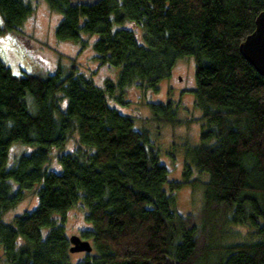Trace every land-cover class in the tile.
Returning a JSON list of instances; mask_svg holds the SVG:
<instances>
[{
  "label": "trees",
  "instance_id": "trees-1",
  "mask_svg": "<svg viewBox=\"0 0 264 264\" xmlns=\"http://www.w3.org/2000/svg\"><path fill=\"white\" fill-rule=\"evenodd\" d=\"M44 1L60 15L57 40L90 47L118 74L97 86L71 59L68 69L14 77L0 59V217L27 191L36 198L0 220V264H70L65 213L77 206L86 210L77 236L91 250L75 264H264V79L239 52L264 0ZM32 11L29 0H0V34L24 38ZM183 57L194 65L201 129L195 169L185 166L179 182L119 106L128 89L156 92ZM148 105L156 121L176 123L170 101ZM13 144L31 148L11 161ZM194 171L208 179L199 210L184 215L175 192L194 184ZM226 225L248 227L254 240L215 245Z\"/></svg>",
  "mask_w": 264,
  "mask_h": 264
},
{
  "label": "rangeland",
  "instance_id": "rangeland-1",
  "mask_svg": "<svg viewBox=\"0 0 264 264\" xmlns=\"http://www.w3.org/2000/svg\"><path fill=\"white\" fill-rule=\"evenodd\" d=\"M29 1L33 11L21 26L24 38L18 37L19 35L0 34V59L14 77H20L23 74L52 73L58 67L68 69L70 60L74 59L79 69L93 75L95 85H101L105 78H111L115 82L118 74L116 67L99 66L92 58L90 47L86 46L80 50L78 43L57 40L54 29L60 15L52 12L44 0ZM91 1L93 0H72L74 3ZM83 38L90 40L86 36ZM194 87L193 61L187 57L179 58L175 61L170 76L159 82L156 92L128 89L123 94V99L128 103L125 106H119L122 114L134 117L136 127L146 132L151 149L157 152L159 162L169 171L168 181L183 182L185 166H189L191 170L195 169L191 160L193 151L199 144L201 112L196 109L191 94ZM168 101L171 102V106L176 107L174 113L176 123L156 121L149 109V103L165 104ZM76 141V135L72 134L63 149L72 150L77 144ZM28 148L31 147L13 144L10 150L11 161L13 156L29 153ZM57 152L59 151L53 150L54 154ZM53 153L50 156L48 168L55 167ZM191 179H195L193 185H183L175 192L176 202L173 208L184 215L193 214L199 210L203 200V182L208 179V175L194 171ZM35 203V190L31 189L25 193L22 201L3 214L0 220L10 223L14 216L31 210ZM85 213L86 210L79 206L72 207L65 213L68 237L78 235V230L85 227ZM224 234L222 239H217L215 245L226 246L254 240L250 229L244 225H226ZM84 254L85 252L70 253L69 263L75 264L84 257ZM211 261L213 256L210 263Z\"/></svg>",
  "mask_w": 264,
  "mask_h": 264
},
{
  "label": "water",
  "instance_id": "water-1",
  "mask_svg": "<svg viewBox=\"0 0 264 264\" xmlns=\"http://www.w3.org/2000/svg\"><path fill=\"white\" fill-rule=\"evenodd\" d=\"M239 52L264 79V10L256 16L252 32L239 44ZM68 241L70 244V253H88L91 250L89 242L81 239L77 235L70 236Z\"/></svg>",
  "mask_w": 264,
  "mask_h": 264
}]
</instances>
